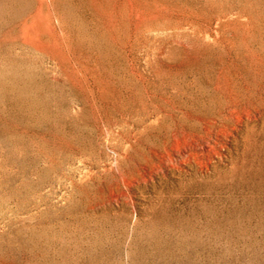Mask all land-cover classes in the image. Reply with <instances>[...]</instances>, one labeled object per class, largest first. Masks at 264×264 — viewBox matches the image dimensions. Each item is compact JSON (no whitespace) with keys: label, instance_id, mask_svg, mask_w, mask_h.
Segmentation results:
<instances>
[{"label":"rangeland","instance_id":"374dc122","mask_svg":"<svg viewBox=\"0 0 264 264\" xmlns=\"http://www.w3.org/2000/svg\"><path fill=\"white\" fill-rule=\"evenodd\" d=\"M0 264H264V0H0Z\"/></svg>","mask_w":264,"mask_h":264}]
</instances>
